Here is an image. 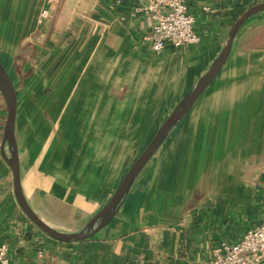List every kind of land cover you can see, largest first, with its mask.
<instances>
[{"label":"crops","instance_id":"crops-1","mask_svg":"<svg viewBox=\"0 0 264 264\" xmlns=\"http://www.w3.org/2000/svg\"><path fill=\"white\" fill-rule=\"evenodd\" d=\"M259 1L186 0L199 41L155 52L152 19L140 10L146 0H0L8 20L0 35L22 36L11 38V50L19 42L21 53L37 51L24 65L68 67L75 84L50 93L49 107L40 93L20 102L9 47L0 58L16 91L20 185L32 211L57 231H80L211 66L234 21ZM245 25L113 216L86 239L59 240L29 218L0 125V244L11 264H199L264 221V24ZM50 115L67 118L50 125Z\"/></svg>","mask_w":264,"mask_h":264},{"label":"water","instance_id":"water-1","mask_svg":"<svg viewBox=\"0 0 264 264\" xmlns=\"http://www.w3.org/2000/svg\"><path fill=\"white\" fill-rule=\"evenodd\" d=\"M262 11H264V1L253 4L235 20L228 32V38L222 50L213 60L211 66L202 76H200L196 83L188 90V92L173 108L172 112L168 115L166 120L156 131L149 144L144 148L141 154L128 168L108 202L102 208H100L78 232L64 233L51 228L32 211V209L28 206L26 200L24 199L20 185L18 148L15 138V117L17 103L16 91L8 73L0 64V92L4 97L7 110L2 137L3 143H7L10 152L9 156H6V160L12 171L15 195L29 218L33 222H35V224H37L44 232L59 240H80L86 239L93 235L113 216L117 206L128 192L135 177L152 156V154L158 149L169 130L179 121V119L182 117V115L185 113V111L191 105L197 95L217 74L230 52L232 42L236 33L241 28L243 23L253 14Z\"/></svg>","mask_w":264,"mask_h":264},{"label":"built area","instance_id":"built-area-1","mask_svg":"<svg viewBox=\"0 0 264 264\" xmlns=\"http://www.w3.org/2000/svg\"><path fill=\"white\" fill-rule=\"evenodd\" d=\"M140 10L152 19L147 36L153 51L199 41L195 17L186 0H146ZM264 257V223L246 229L232 243L214 246L209 260L199 264H260ZM0 264H11L6 244H0Z\"/></svg>","mask_w":264,"mask_h":264},{"label":"rangeland","instance_id":"rangeland-1","mask_svg":"<svg viewBox=\"0 0 264 264\" xmlns=\"http://www.w3.org/2000/svg\"><path fill=\"white\" fill-rule=\"evenodd\" d=\"M264 1V0H263ZM261 2V1H259ZM258 3V2H255ZM253 3V4H255ZM253 4L249 5L247 8H249L250 6H252ZM246 8V10H247ZM256 15V17H255ZM259 16L258 13L253 14L252 16H250L244 23L242 26H251L253 23L258 22L260 24H264V17H257ZM253 17V18H252ZM252 18V19H251ZM256 18V19H255ZM258 18V19H257ZM8 20L5 19H0V23L1 22H5ZM235 22V21H234ZM20 37V40L22 38V36H10V35H0V58L3 59V54H4V49L5 47H9L8 51L10 58L11 55H13V60L10 66H8V70H10V73L12 74V78H13V83L14 85L18 88V97L20 98V102L21 100L24 102L29 101L30 97L33 96L34 97V101H36L35 98L38 97V93H40V96L42 97H46L45 98V104L47 107L52 106L53 100H52V95L49 96L50 93H52L53 91H58V90H65L64 92L70 91V90H74V86L75 84L69 83L67 82V76L69 75V68L68 67H55L53 68L52 66H25L24 65V61L26 59L30 60L32 62L33 59H36L37 55V51L33 50V51H29L28 53H21V50L19 49V45L20 43L17 42V44L12 42V50L10 48V44H11V38L15 39ZM83 55V51L81 52L80 56ZM10 60V59H9ZM4 63L7 62V60H2ZM9 64V62H7ZM28 72V73H27ZM83 74V69L80 71ZM26 75H30L29 78ZM24 85H28V90L30 87H32V89L29 91V94H27L25 91L27 90V88L25 89ZM77 85V89L79 90V87L82 85V83H80L79 81L76 82ZM25 96V97H24ZM28 98V100H27ZM19 102V103H20ZM41 104L43 102V99L40 100ZM37 105V104H36ZM21 106V104H20ZM31 106V105H30ZM40 106V105H39ZM67 106V101L64 105V107ZM0 108H3V115L1 116V120H0V125L2 127H4V122L6 119V115H7V110H6V104L5 101L2 102V99L0 98ZM42 117L44 116H40V120L42 119ZM31 120L36 123V116L35 114L30 116ZM46 118H50L51 120L46 121L48 124L50 123H55L58 124L59 121H61L62 118H67V116H56V115H50V116H46ZM42 122V121H41ZM3 132V131H2ZM34 135L36 136V132H33ZM51 131L49 132H45V137L42 136V138L46 139H50L51 138ZM3 134V133H2ZM7 145V143H6ZM6 148H9L8 146ZM127 148H122L120 147V153L124 150H126ZM8 151V154L10 153L8 149H6ZM264 221H262L259 224H263ZM256 224V225H259ZM255 226V225H254Z\"/></svg>","mask_w":264,"mask_h":264}]
</instances>
